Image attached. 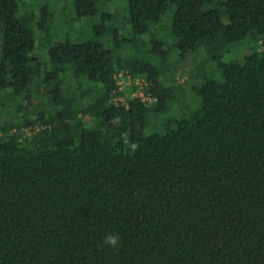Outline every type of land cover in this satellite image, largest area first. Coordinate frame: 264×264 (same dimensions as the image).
Masks as SVG:
<instances>
[{"label":"trees","instance_id":"1","mask_svg":"<svg viewBox=\"0 0 264 264\" xmlns=\"http://www.w3.org/2000/svg\"><path fill=\"white\" fill-rule=\"evenodd\" d=\"M56 1L0 0V264H264V0H127L136 35L170 13L149 58H114L96 36L131 38L104 24L57 39L114 13ZM200 48L221 79L187 88ZM121 69L153 100L115 102Z\"/></svg>","mask_w":264,"mask_h":264},{"label":"rangeland","instance_id":"2","mask_svg":"<svg viewBox=\"0 0 264 264\" xmlns=\"http://www.w3.org/2000/svg\"><path fill=\"white\" fill-rule=\"evenodd\" d=\"M27 1L31 2V5L36 10V12H38L37 9L40 7L41 4L50 2V0H27ZM56 2L59 3L57 5H59L58 9H60L64 1L59 0L58 2L57 0ZM107 7H110V10L114 13L113 14L114 18L112 19L106 18L104 21H102V19L98 17L97 20L93 23V25L89 29H86L82 35L77 34V33L73 34V32L66 34V32H64V34L58 35L57 39L58 38L62 39V37L66 38L67 35H70L72 39L78 38L77 40L81 41L83 39H86V38H89L95 35V31L93 27L94 25L104 24L105 26H108V27L112 26V27L119 28L118 32L121 37L128 36L129 38H131V41L119 47L114 44V41L112 42V39H111L112 35L110 34H103V35H100L99 37L96 36V38H99L102 41L105 47L109 48L114 58L116 57L124 58L126 56H132V57L138 56V57L149 58L148 50L150 49L151 45L148 40V37L150 36V34H155L159 38L163 39L167 46L172 45L173 38L170 32L171 20L170 18H167V15H170L169 12L166 13L164 17H162L161 22L159 23L157 27L156 26L151 27L150 33L136 35L130 29L129 13L127 10V0H111V2L108 3ZM66 11L70 15L71 13L73 14V5H70V7L68 6ZM67 12H66V15H67ZM55 13H56L55 17L57 20L54 21V28H57L60 30L59 27H60V23L62 20L57 15L59 12H55ZM162 23H164L165 25L161 26L160 24ZM41 34L42 32H40L37 35L40 36ZM247 51H248V47L245 44L240 47H237L233 51L234 57L240 59ZM43 53L46 54L45 46L43 48V45L37 44L35 48V54L41 57V55L43 56ZM176 54L177 52L172 48L171 56L174 57L176 56ZM231 58H233V55H232V52H229V53H226L222 57V60L229 61ZM150 59L152 61H156V58L154 57H151ZM192 70H193V73L198 74L200 77L210 76L214 79H221V73H220V69L217 63L211 58L206 57V54L202 48H200L198 52L197 61L195 62L193 61L191 55H186V57H184L182 60L181 59L176 60V70H175L176 76L178 78V81L180 82H183V80L185 81L184 82L185 87L187 88H190L191 84H193L195 81L196 82L201 81V78L199 79V78H194L192 76L190 77ZM126 90H125V93H126ZM176 109L170 111V113L177 114L178 111H176Z\"/></svg>","mask_w":264,"mask_h":264},{"label":"built area","instance_id":"3","mask_svg":"<svg viewBox=\"0 0 264 264\" xmlns=\"http://www.w3.org/2000/svg\"><path fill=\"white\" fill-rule=\"evenodd\" d=\"M115 78L118 85L117 91L113 95L115 102L127 104L128 98L130 97H138L146 104L153 100V96L150 92L146 91L148 82L144 78L133 77L127 70L124 69L118 71L115 74ZM27 131L29 130L27 129Z\"/></svg>","mask_w":264,"mask_h":264},{"label":"clouds","instance_id":"4","mask_svg":"<svg viewBox=\"0 0 264 264\" xmlns=\"http://www.w3.org/2000/svg\"><path fill=\"white\" fill-rule=\"evenodd\" d=\"M120 243V237L115 234H109L104 237V244L113 248H117Z\"/></svg>","mask_w":264,"mask_h":264}]
</instances>
